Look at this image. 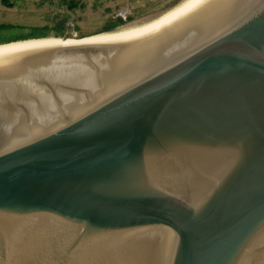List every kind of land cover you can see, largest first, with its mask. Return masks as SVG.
Masks as SVG:
<instances>
[{
    "label": "water",
    "instance_id": "obj_1",
    "mask_svg": "<svg viewBox=\"0 0 264 264\" xmlns=\"http://www.w3.org/2000/svg\"><path fill=\"white\" fill-rule=\"evenodd\" d=\"M0 264H264V0L0 46Z\"/></svg>",
    "mask_w": 264,
    "mask_h": 264
},
{
    "label": "rangeland",
    "instance_id": "obj_2",
    "mask_svg": "<svg viewBox=\"0 0 264 264\" xmlns=\"http://www.w3.org/2000/svg\"><path fill=\"white\" fill-rule=\"evenodd\" d=\"M185 1L187 0H81L80 4L84 7L82 5L71 11L62 0H0V25L10 27L0 29V45L42 31L48 33L42 35L44 38L41 39L87 38L105 34L100 31L112 19H122L121 25L107 32L113 33L139 25ZM129 18L131 19L128 20ZM61 22L64 28L57 30L55 26ZM44 26L47 28L42 30Z\"/></svg>",
    "mask_w": 264,
    "mask_h": 264
},
{
    "label": "trees",
    "instance_id": "obj_3",
    "mask_svg": "<svg viewBox=\"0 0 264 264\" xmlns=\"http://www.w3.org/2000/svg\"><path fill=\"white\" fill-rule=\"evenodd\" d=\"M80 1L81 0H62V2L66 5V7L73 11V10H76L78 9L79 7H81L83 4H80ZM84 7V5H83ZM131 18H129L128 20H130ZM123 23L122 19L120 18H117V19H112V21H110V23L108 25H106L100 32L101 33H107V32H111L113 31L115 28H117L119 25H121ZM9 29L10 27L9 26H4V25H0V29ZM44 28L46 29L47 27L44 26L42 30H44ZM55 28L57 30H60L64 27H62V22L61 24H57L55 26ZM48 33V32H47ZM46 31H42V33H39V34H35V35H31V36H27L25 38H19V39H15V40H10L8 41L7 43H13L14 41H25V39H30V40H35V39H41V38H44L42 35H46L47 34ZM60 36V35H59Z\"/></svg>",
    "mask_w": 264,
    "mask_h": 264
},
{
    "label": "bare ground",
    "instance_id": "obj_4",
    "mask_svg": "<svg viewBox=\"0 0 264 264\" xmlns=\"http://www.w3.org/2000/svg\"><path fill=\"white\" fill-rule=\"evenodd\" d=\"M189 0H187V1H185L183 4H181V5H184V4H186L187 2H188ZM181 5H179V6H181ZM179 6H177V7H179ZM174 9V8H173ZM107 34H110V33H105V34H100V35H95V36H91V37H87V38H82V39H90V38H95V37H99V36H104V35H107ZM54 39H56V38H54ZM35 40H37V39H35ZM61 42H63V41H66V40H61V39H59ZM68 40H75V39H68ZM76 40H81V39H76ZM26 41H31V40H26ZM20 42H25V41H20ZM13 43H19V42H13ZM13 43H9V44H13ZM4 45H8V44H4ZM4 45H0V46H4Z\"/></svg>",
    "mask_w": 264,
    "mask_h": 264
}]
</instances>
